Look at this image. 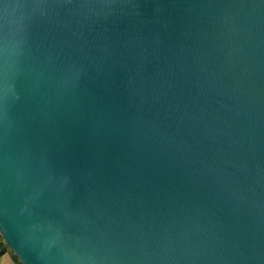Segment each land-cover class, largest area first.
<instances>
[{"label": "water", "instance_id": "95a60500", "mask_svg": "<svg viewBox=\"0 0 264 264\" xmlns=\"http://www.w3.org/2000/svg\"><path fill=\"white\" fill-rule=\"evenodd\" d=\"M0 236L264 264V0H0Z\"/></svg>", "mask_w": 264, "mask_h": 264}, {"label": "trees", "instance_id": "16d2710c", "mask_svg": "<svg viewBox=\"0 0 264 264\" xmlns=\"http://www.w3.org/2000/svg\"><path fill=\"white\" fill-rule=\"evenodd\" d=\"M7 254H10L14 261L19 262L18 258L11 251H9L7 245L4 243L3 239H1V241H0V257H3ZM19 264H21V263L19 262Z\"/></svg>", "mask_w": 264, "mask_h": 264}, {"label": "clouds", "instance_id": "9594fccd", "mask_svg": "<svg viewBox=\"0 0 264 264\" xmlns=\"http://www.w3.org/2000/svg\"><path fill=\"white\" fill-rule=\"evenodd\" d=\"M0 264H19L18 261H5L2 257H0Z\"/></svg>", "mask_w": 264, "mask_h": 264}, {"label": "crops", "instance_id": "0c3cea01", "mask_svg": "<svg viewBox=\"0 0 264 264\" xmlns=\"http://www.w3.org/2000/svg\"><path fill=\"white\" fill-rule=\"evenodd\" d=\"M0 241H1V238H0ZM3 257H8V261H14L10 254H7V255H5Z\"/></svg>", "mask_w": 264, "mask_h": 264}, {"label": "rangeland", "instance_id": "374dc122", "mask_svg": "<svg viewBox=\"0 0 264 264\" xmlns=\"http://www.w3.org/2000/svg\"><path fill=\"white\" fill-rule=\"evenodd\" d=\"M0 238L2 239V237L0 236ZM10 251V250H9ZM5 261H8V257H2Z\"/></svg>", "mask_w": 264, "mask_h": 264}]
</instances>
